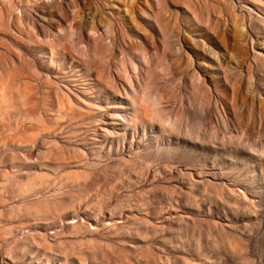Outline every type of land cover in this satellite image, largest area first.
<instances>
[{"label": "rangeland", "instance_id": "obj_1", "mask_svg": "<svg viewBox=\"0 0 264 264\" xmlns=\"http://www.w3.org/2000/svg\"><path fill=\"white\" fill-rule=\"evenodd\" d=\"M0 264H264V0H0Z\"/></svg>", "mask_w": 264, "mask_h": 264}]
</instances>
